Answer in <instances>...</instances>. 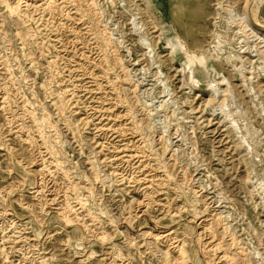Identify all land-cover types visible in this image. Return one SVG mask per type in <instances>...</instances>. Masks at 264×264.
Listing matches in <instances>:
<instances>
[{
  "label": "rangeland",
  "instance_id": "obj_1",
  "mask_svg": "<svg viewBox=\"0 0 264 264\" xmlns=\"http://www.w3.org/2000/svg\"><path fill=\"white\" fill-rule=\"evenodd\" d=\"M45 1L0 0V264H264V0Z\"/></svg>",
  "mask_w": 264,
  "mask_h": 264
},
{
  "label": "bare ground",
  "instance_id": "obj_2",
  "mask_svg": "<svg viewBox=\"0 0 264 264\" xmlns=\"http://www.w3.org/2000/svg\"><path fill=\"white\" fill-rule=\"evenodd\" d=\"M72 1V0H71ZM78 1V0H77ZM253 1V0H252ZM255 2H262V0H254ZM258 2V3H259ZM44 3H46V6H48L47 8H51L52 6H53V1H51V0H46ZM88 3V2H87ZM91 5H93L92 4V1H91V3H90ZM89 3H88V6H91ZM76 5V4H75ZM80 5V4H79ZM80 7V6H79ZM92 8V7H91ZM245 14H246V17L248 18V17H250V16H252V15H250V14H252V13H250V8L248 7V4H246L245 5ZM258 9V8H257ZM92 10V9H91ZM256 11V10H255ZM60 12H61V10H60ZM93 13H94V11H93ZM91 14H92V12H91ZM254 17H252L251 19H253ZM256 19V18H255ZM247 21H248V19H247ZM254 22V21H253ZM250 23V22H249ZM104 29V28H103ZM254 30H259V29H254ZM102 32V31H101ZM104 33V32H103ZM106 33V32H105ZM263 33H264V30H263ZM110 39V38H109ZM105 40V39H104ZM106 44H108L109 43V40H108V37L106 38V42H105ZM171 46V45H170ZM172 50V49H171ZM186 52V51H185ZM188 52H186V54H187ZM264 53H262V57L264 58ZM187 57H188V59H189V61H192V58H191V55H190V53L189 54H187ZM196 59H197V61L199 62V63H203L204 62V58L202 57V56H200V57H196ZM201 65V64H200ZM236 66H234V68H235ZM191 72V71H190ZM242 74V73H241ZM244 77V76H243ZM209 90H211V89H209ZM223 91V90H222ZM60 159V158H59ZM57 161V160H56ZM79 196V195H78ZM69 206V205H68ZM67 208V207H66ZM71 208V207H70ZM71 210V209H70ZM68 211V210H67ZM72 212V211H71Z\"/></svg>",
  "mask_w": 264,
  "mask_h": 264
}]
</instances>
